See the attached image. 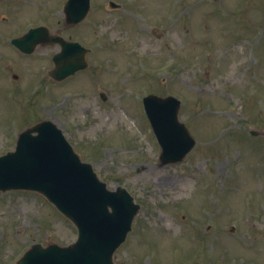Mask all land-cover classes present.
<instances>
[{
	"label": "rangeland",
	"instance_id": "374dc122",
	"mask_svg": "<svg viewBox=\"0 0 264 264\" xmlns=\"http://www.w3.org/2000/svg\"><path fill=\"white\" fill-rule=\"evenodd\" d=\"M66 1L0 0V155L49 120L110 190L126 188L141 209L117 264H264V137L250 133L264 130V0H92L73 28ZM38 26L91 49L88 68L52 80L58 45H13ZM150 94L182 101L197 141L182 162L160 164ZM77 235L38 193L0 192V264Z\"/></svg>",
	"mask_w": 264,
	"mask_h": 264
},
{
	"label": "water",
	"instance_id": "95a60500",
	"mask_svg": "<svg viewBox=\"0 0 264 264\" xmlns=\"http://www.w3.org/2000/svg\"><path fill=\"white\" fill-rule=\"evenodd\" d=\"M89 11L90 0H68L64 8L67 25H78ZM13 43L26 54L40 43L59 44L61 51L53 56L55 67L49 73L55 81L88 66L85 47L61 36L51 38L46 27L31 29ZM145 106L162 147L161 163L182 161L196 141L179 121L181 101L173 96L150 95ZM10 190L44 195L79 230L75 243L67 247L52 243L46 248L33 245L18 264H115L114 254L125 242L140 210L125 188L109 190L93 166L82 161L63 131L49 120L21 132L15 150L0 156V191Z\"/></svg>",
	"mask_w": 264,
	"mask_h": 264
}]
</instances>
